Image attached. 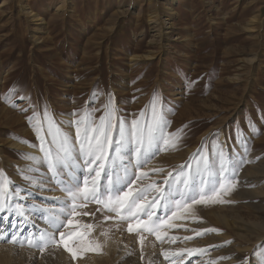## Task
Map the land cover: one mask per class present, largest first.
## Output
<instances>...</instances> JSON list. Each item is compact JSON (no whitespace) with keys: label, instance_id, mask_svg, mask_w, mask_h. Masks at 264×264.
Masks as SVG:
<instances>
[{"label":"rangeland","instance_id":"374dc122","mask_svg":"<svg viewBox=\"0 0 264 264\" xmlns=\"http://www.w3.org/2000/svg\"><path fill=\"white\" fill-rule=\"evenodd\" d=\"M27 11L40 21L31 20ZM151 13L167 17L170 28L149 23ZM254 16L256 28L245 29ZM13 86L18 95L9 94ZM154 92L171 122L167 130L183 128V137L176 149L161 151L151 161L148 168H163L165 173H150V180L161 182L167 171L191 162L200 149L211 156L215 144L233 159L246 161L236 190L225 198L232 203L194 206L203 222L175 221L189 229L220 232L195 236L176 228L171 235L194 238L175 244H161L144 233L141 260L138 236L127 231L129 222H105V213L97 211L100 206L89 204L79 211L95 215L78 219L96 226L92 237L99 239L102 251L74 260L62 246L41 252L26 242H8L15 217L5 212L0 213L8 215L0 220L5 237L0 250L9 262L60 264L64 253L67 264L90 257L96 264H169L161 248H205L203 254L185 253L184 264H264V0H0V168L15 186L31 193L27 201L15 202L58 208L54 198L65 196L49 179L46 164L23 158L42 153L21 142L39 143L26 120L31 110H20L28 102L19 96L30 97L41 108L47 105L54 118L64 122V130L74 134V127H67V114L91 107L101 109L95 112L98 118L111 94L118 115L131 121L142 110L148 112ZM249 120L258 129L255 133ZM237 128L245 134L247 153L237 142ZM29 165L39 169L29 173L38 186L22 179L20 173ZM33 219V231L45 227L43 220ZM102 231L108 236H101ZM114 240L115 249L107 251V242Z\"/></svg>","mask_w":264,"mask_h":264},{"label":"snow or ice","instance_id":"6c2138e0","mask_svg":"<svg viewBox=\"0 0 264 264\" xmlns=\"http://www.w3.org/2000/svg\"><path fill=\"white\" fill-rule=\"evenodd\" d=\"M9 94L18 95L15 86L9 89ZM19 99L28 102V107L20 110L25 113L31 110L26 120L39 143L21 142L38 148L42 153L41 157L23 154V158L46 164L49 179L60 187L65 196L63 199L54 198L58 208L17 203V200L27 201L31 193L15 186L5 170L0 168V213L15 217L11 221L15 231L7 238L10 243L26 242L41 252L49 246H62L74 260L89 251L101 252L103 245L98 238L92 237L96 226L78 219L81 215H95L79 209L97 204L100 206L97 211L105 213V222H129L127 231L137 234L141 245L140 259L143 260L144 233L154 236L161 244L191 240L194 236L170 234L173 229L184 227L175 221L191 219L194 223L203 222L196 215L194 206L232 203L225 198L236 190L239 172L246 161L233 159L220 144L213 146L215 151L211 156L203 149L198 150L190 158L191 162L167 171L161 182L150 180V173H165L163 168H148L151 161L161 151L176 149L183 137V128L175 132L167 130L171 122L157 92L146 105L148 112L142 110L131 121L118 115L119 109L111 94L102 105V115L98 118L95 112L101 109L91 107L67 114L70 117L67 127H74V134L64 130V122L57 121L47 105L41 108L27 96L21 95ZM248 127L253 133L258 131L251 120ZM236 137L247 153V140L239 128ZM32 171L39 169L29 165L27 172L20 174L30 186H38L37 178L29 174ZM145 180L150 182L145 183ZM21 192L27 194L21 195ZM8 215H0V220H7ZM33 216L43 220L45 227H37L33 231ZM184 230L194 232L195 236L220 232L216 228L196 230L184 227ZM100 235L107 237L108 232L102 231ZM0 239H5L2 231ZM225 243L230 244L231 241ZM206 251L205 248H161L160 255L169 264H184L185 253L191 257ZM149 264H155V261L149 260ZM244 264H247L246 260Z\"/></svg>","mask_w":264,"mask_h":264},{"label":"bare ground","instance_id":"6f19581e","mask_svg":"<svg viewBox=\"0 0 264 264\" xmlns=\"http://www.w3.org/2000/svg\"><path fill=\"white\" fill-rule=\"evenodd\" d=\"M148 1H150V0H148ZM60 6V5H59ZM166 7V6H165ZM25 12V11H24ZM27 13L28 14H30L31 12H29V11H27ZM27 14V15H28ZM29 17L31 18V20H33L35 23L36 22H39L40 21V18H38V16H35V15H32V14H30L29 15ZM256 20H257V17H252L251 19H249V21H247V23H246V27H245V29L247 28V30H250V31H253V29H255L256 27H255V22H256ZM148 21H149V23H151V24H155V25H159V24H161L162 25V27L164 28V29H168V28H170V20L167 18V17H163V16H158L156 13L154 14L153 13V15H152V13H151V15H149V18H148ZM258 23V22H257ZM156 27H159V26H156ZM161 27V26H160ZM162 29V28H161ZM158 31V30H157ZM158 32H160V31H158ZM162 32V31H161ZM157 35V34H156ZM153 55V54H152ZM148 57L149 56H147V59H148ZM151 57V56H150ZM135 60V58L133 57V59L131 60V62L132 61H134ZM13 146H14V144H12ZM17 145V144H16ZM18 146V145H17ZM19 148H20V146H19ZM24 149H25V147H24ZM28 150H31V149H28ZM1 155V154H0ZM116 237V236H115ZM116 239H117V237H116ZM115 239V240H116ZM115 240L114 241H111V242H107V251H112L113 249H115ZM117 241V240H116ZM2 247V246H1ZM6 249V248H5ZM8 249V248H7ZM6 249V250H7ZM10 250V249H9ZM1 251H3V250H0V264H12V261L11 262H9L8 261V256H5L4 254H1ZM11 251V250H10ZM9 251V252H10ZM21 253H28L27 251L25 252L24 250L23 251H21ZM8 254H10V253H8ZM16 254V253H15ZM11 255V254H10ZM13 255V254H12ZM11 255V256H12ZM28 255H30V256H32L33 255V252H30L29 251V254ZM8 257V258H7ZM65 257H66V255L64 254V253H61L60 255H59V258H60V264H67V262L65 261ZM90 257V256H89ZM28 259V258H27ZM92 259H94V257H90V258H88L87 260H79L77 263L78 264H96L95 263V259H94V261H92ZM13 260V259H12ZM20 262H21V260H19ZM17 263H18V261H17ZM16 264V263H15ZM98 264H101V263H99L98 262ZM103 264V263H102ZM160 264H162V263H160Z\"/></svg>","mask_w":264,"mask_h":264}]
</instances>
